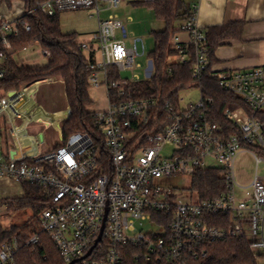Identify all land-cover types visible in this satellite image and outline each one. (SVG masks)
<instances>
[{"label": "built area", "instance_id": "2783aa9c", "mask_svg": "<svg viewBox=\"0 0 264 264\" xmlns=\"http://www.w3.org/2000/svg\"><path fill=\"white\" fill-rule=\"evenodd\" d=\"M123 0H48L38 6L47 17L73 10L95 9L96 32L79 42L91 71L90 87L106 89L108 106L92 111L100 139L89 134L73 135L65 146L45 150L43 124L62 132L71 116L65 94L45 99L40 88L53 79L2 92L0 120L8 126L12 147L0 152V179L28 182L43 187L50 204L40 215L47 233L65 264H126L128 247L137 249L136 260L152 263L188 264L206 258L217 241L247 239L256 264L264 260V66L245 70L217 69L208 56L207 32L199 25L198 8L173 39L178 55L172 64H192L197 81L209 74L219 86L243 101L247 108L227 109L228 126L213 120L215 101L205 97L186 106L137 97L136 84L154 73L149 60L146 79L122 73L139 68L145 55L142 39H133L117 16L101 19L103 11L117 9ZM152 2L155 0H139ZM101 2L106 7L101 8ZM31 15L34 9L24 11ZM20 15V16H21ZM21 21L0 25V78L4 65L14 58L11 37L20 34ZM26 33L29 24L23 25ZM187 32L189 43L178 34ZM120 33V35H119ZM42 54L48 59L49 52ZM171 71V68L169 69ZM65 93V92H64ZM56 125L58 128H56ZM170 147L169 154H164ZM257 163L253 179L239 184L235 164L245 149ZM14 152V155L11 153ZM220 170L225 192L209 198L192 190L164 187V180L193 177L200 170ZM218 219V225L213 222ZM101 240L98 242L99 238ZM98 242V243H97ZM38 243L33 236L27 245ZM17 241L0 247V264H15Z\"/></svg>", "mask_w": 264, "mask_h": 264}, {"label": "trees", "instance_id": "16d2710c", "mask_svg": "<svg viewBox=\"0 0 264 264\" xmlns=\"http://www.w3.org/2000/svg\"><path fill=\"white\" fill-rule=\"evenodd\" d=\"M12 0H0L11 3ZM26 11L34 9V13L19 17L21 21L20 34L11 37L15 53L26 50L38 44L43 51L49 52L51 58L45 65H20L13 57H9L4 65L5 76L0 78V92L17 90L24 85L48 79L61 78L65 85V94L71 107V116L63 124L61 143L56 149L65 146L75 134H89L100 139L95 127L94 114L90 110L93 101L89 95V79L91 71L87 69V60L79 49V36L76 33L64 34L60 29V13L47 17L40 4L48 0H21ZM134 5H146L155 14L157 20L165 24L163 31L153 32L155 49L149 54L153 62L154 73L150 80L136 84L137 97H155L162 102L179 103L181 93L191 88L201 87L205 97L215 101L213 108L214 122L228 126L224 112L227 109L247 108V105L233 94L223 90L219 84L205 74L201 80L193 78L192 64H172L171 58L178 55L173 39L179 32L180 23L189 16V8L183 0H155L152 2L136 1ZM3 20H0V25ZM29 24L31 32L26 33L23 25ZM243 23L234 22L224 26L208 29V56L211 65L215 63V50L231 38H238L242 33ZM171 68V71L169 69ZM264 122V113L259 114ZM264 153V152H263ZM24 196L17 199H5L0 206L7 212L16 214L26 210L32 212L31 218L23 224L6 227L0 219V247L7 242L17 241L19 249L15 255V264H65L50 236L42 230L40 215L50 206L42 196L43 187L22 182ZM192 190L197 191L202 198H209L225 192L221 172L217 169L200 170L193 177ZM218 219L213 222L218 225ZM38 236V243L27 245L33 237ZM137 249L128 247L125 257L126 264H148L136 260ZM152 264H170L166 262ZM188 264H256L247 239L236 237L217 241L209 249L208 256L199 260H190Z\"/></svg>", "mask_w": 264, "mask_h": 264}, {"label": "rangeland", "instance_id": "374dc122", "mask_svg": "<svg viewBox=\"0 0 264 264\" xmlns=\"http://www.w3.org/2000/svg\"><path fill=\"white\" fill-rule=\"evenodd\" d=\"M101 8L106 7L104 3L101 2ZM112 14L118 15V18L128 22L127 31L129 33L130 44L133 39H142L146 51L143 57L137 59V63L141 66L131 71H125L122 73L123 78L132 79L133 74L139 76V79L143 80L148 78L147 70L149 67V54L155 49V38L153 32L163 31L165 29V24L156 19L154 12L146 5H134L130 2L122 3V5L117 9H112L109 11H103L101 13L102 19H107L108 16ZM98 17L95 9L90 10H73L65 11L60 13V29L64 34L76 33L79 38H87L91 32L96 31ZM120 35V33H119ZM29 48V47H28ZM22 52V51H20ZM28 56L33 64H47L48 58L44 57L40 46H33L30 51L26 50L20 54H17L16 58L21 63L23 56ZM28 65V64H20ZM37 66V65H30ZM65 85L61 78H54L53 82L44 84L40 88V93L45 99H51L54 94L59 95V97L64 99L65 96ZM89 95L93 101L90 110L100 111L104 110L108 106V101L106 97V89L101 86L100 88L90 87ZM4 94L0 92V98ZM181 99H183V105L186 106L192 102H197L200 99V90L198 88H191L185 90L181 93ZM31 131L37 133L41 131L44 135L46 144L45 150L49 151L55 148L61 143L62 134L60 131L55 130L53 127H48L43 124H38L31 128ZM12 147V138L10 130L7 125L0 120V152L6 151L8 148ZM171 148L165 149L164 154H169ZM252 150L246 148L243 153H241L235 164L236 179L239 184H246L250 179H252L256 173L257 163L255 157L252 155ZM259 176L264 181V163L259 166ZM164 187H178L180 190L187 192L192 187V177L190 176H178L171 179L164 180L162 183ZM32 216L30 210L19 212L16 214L5 213L1 216L3 224L6 227H10L14 224H23L28 221ZM40 219V218H39ZM41 222V220H40ZM261 264H264V260Z\"/></svg>", "mask_w": 264, "mask_h": 264}, {"label": "crops", "instance_id": "0c3cea01", "mask_svg": "<svg viewBox=\"0 0 264 264\" xmlns=\"http://www.w3.org/2000/svg\"><path fill=\"white\" fill-rule=\"evenodd\" d=\"M136 1L138 0H123L122 3L126 4L130 2L134 4ZM183 1L189 9L192 6H197L198 22L205 31L211 27L224 26L234 22L243 23L240 37L226 40L217 47L214 54L215 63L212 66L217 69L229 70H245L264 66V0ZM24 11H26V7L21 0H12L11 3L0 2V20L15 21ZM110 16L118 17L117 14H110L108 18ZM122 21L128 26V22ZM94 32H91L88 36L92 35ZM178 36L183 43H189L190 37L187 32H180ZM84 38L85 37H83V39ZM81 39L82 38H79V42ZM35 45L38 46V44ZM33 46H30L26 50L30 51ZM22 52L14 54V59L18 64L39 65L33 64L34 62H31V59L26 55L22 57L23 60H21L20 63L16 55ZM252 179H250V181ZM250 181H248V183ZM23 196L24 190L20 182L0 179V202L5 199L22 198ZM6 212V207L0 206V217L5 215Z\"/></svg>", "mask_w": 264, "mask_h": 264}, {"label": "water", "instance_id": "95a60500", "mask_svg": "<svg viewBox=\"0 0 264 264\" xmlns=\"http://www.w3.org/2000/svg\"><path fill=\"white\" fill-rule=\"evenodd\" d=\"M56 128H58V126L56 125ZM12 155H14V152L11 153ZM101 240V237L99 238L98 242ZM97 242V243H98Z\"/></svg>", "mask_w": 264, "mask_h": 264}]
</instances>
